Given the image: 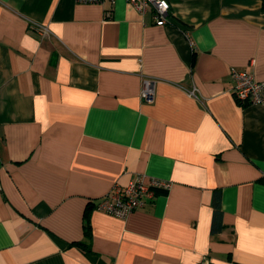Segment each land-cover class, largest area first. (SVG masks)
<instances>
[{
    "label": "crops",
    "instance_id": "obj_1",
    "mask_svg": "<svg viewBox=\"0 0 264 264\" xmlns=\"http://www.w3.org/2000/svg\"><path fill=\"white\" fill-rule=\"evenodd\" d=\"M168 21L0 0V264H264V106L231 94L232 70L264 80L261 0H170ZM140 177L169 188L126 219L92 207L71 245Z\"/></svg>",
    "mask_w": 264,
    "mask_h": 264
},
{
    "label": "built area",
    "instance_id": "obj_2",
    "mask_svg": "<svg viewBox=\"0 0 264 264\" xmlns=\"http://www.w3.org/2000/svg\"><path fill=\"white\" fill-rule=\"evenodd\" d=\"M78 4L103 5L112 4L115 0H75ZM140 15L150 9L157 26H164L169 21L170 0H126ZM110 15V10L106 16ZM40 37H46L49 31L42 26L35 25ZM233 82L231 94L240 106H264V80H256L246 72L231 71ZM154 81L146 80L143 83L140 97L144 103H151L154 99ZM169 183L158 179L146 182L143 177L129 182L126 185L115 183L110 191L97 203L96 209L118 219H126L133 212L142 209L156 197L158 190L166 191ZM204 264H208L205 260Z\"/></svg>",
    "mask_w": 264,
    "mask_h": 264
},
{
    "label": "trees",
    "instance_id": "obj_3",
    "mask_svg": "<svg viewBox=\"0 0 264 264\" xmlns=\"http://www.w3.org/2000/svg\"><path fill=\"white\" fill-rule=\"evenodd\" d=\"M262 3V10L264 11V0H261ZM157 194L159 193H164L163 190H158L156 191ZM86 210L84 212V217H83V230H84V238L87 240L85 241H79V242H74L71 243V245L76 246L80 249H84L87 252H89V244L88 242L90 241V236H91V227L89 223V212L92 207H96V203H89L86 206ZM212 208H213V214H212V222H211V233L216 234L220 232L223 229V226L221 225V208H220V197L218 192H216L213 196V201H212Z\"/></svg>",
    "mask_w": 264,
    "mask_h": 264
},
{
    "label": "bare ground",
    "instance_id": "obj_4",
    "mask_svg": "<svg viewBox=\"0 0 264 264\" xmlns=\"http://www.w3.org/2000/svg\"><path fill=\"white\" fill-rule=\"evenodd\" d=\"M111 11V10H110ZM153 14V13H152ZM112 18V17H111ZM141 91V90H140ZM136 179H138V178H136ZM133 181V180H132ZM118 183V182H117ZM167 191V190H166ZM163 192H165V191H163Z\"/></svg>",
    "mask_w": 264,
    "mask_h": 264
}]
</instances>
